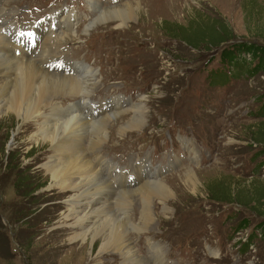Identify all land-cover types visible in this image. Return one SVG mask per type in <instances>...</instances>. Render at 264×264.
<instances>
[{
	"label": "rangeland",
	"instance_id": "1",
	"mask_svg": "<svg viewBox=\"0 0 264 264\" xmlns=\"http://www.w3.org/2000/svg\"><path fill=\"white\" fill-rule=\"evenodd\" d=\"M137 1L141 8L122 26L119 21L95 23L100 12L90 13L89 0L4 1V19L28 25L40 22L53 9L68 15L75 8L77 28L68 30L58 45L65 59L82 60L98 70L93 98L104 101L106 96L122 95L137 100L145 95L146 120L141 126L120 130L143 106L135 110L132 106V115L107 121L108 137L101 142L109 141L104 155L120 166L115 172L127 168L131 183L141 179L149 157L151 171L146 173L154 179L149 182L162 180L175 195L165 201L153 192L149 203L154 220L147 222L142 220L143 192L134 193L132 185L124 187L132 192L130 208L121 205L123 217L129 212L133 223L127 236L141 260L124 262L111 246L103 254L102 239L90 255L92 239L83 246L81 241L70 243L74 229L63 223L70 193L53 185L43 165L52 145L33 141L34 121L4 116L0 119V264H264V64L255 69L259 59L247 54H235L239 58L234 61L222 56L232 44L264 45V0ZM104 2L108 8L136 4L135 0ZM191 20L225 24V36L230 38L195 49L167 31ZM42 52L40 46L38 54ZM61 97L65 96L51 102L59 105ZM72 104L84 105L82 99ZM91 137L98 139L91 131L85 147ZM184 137L193 141L198 162L181 140ZM187 169L196 171V186L181 174ZM220 183L230 184L221 189L231 193L224 196L230 201L212 196V187L214 195L221 192L216 186ZM144 194L149 196L148 191ZM164 207L170 210L165 212Z\"/></svg>",
	"mask_w": 264,
	"mask_h": 264
},
{
	"label": "bare ground",
	"instance_id": "2",
	"mask_svg": "<svg viewBox=\"0 0 264 264\" xmlns=\"http://www.w3.org/2000/svg\"><path fill=\"white\" fill-rule=\"evenodd\" d=\"M4 1L9 0H0V119L14 115L19 121H34L36 128L32 136L33 141L49 142L52 145L48 159L43 165L51 176L53 185L61 192L70 193L67 211L63 215V223L74 229L69 237L70 243L81 241L83 246L92 239L89 254L93 255L95 242L102 239V253L111 246L123 257L124 262L141 260L127 236L133 223L129 212L123 217L125 213L121 205L126 209L130 208L132 192L127 193V189L123 188L132 185L134 193L143 192L142 220L147 222L154 220L149 203L150 195L153 192L158 193L162 196L161 199L167 201L175 195L174 190L162 180L149 182L154 179L150 173H146V170L151 171L147 157L141 179L129 182L127 168L125 172H115L120 166L104 155L105 143L108 144L109 141L103 144L101 142L108 137V133L104 134L107 121L117 118L120 114L132 115L134 111L129 109L132 106L134 110L136 106L143 107L135 111V117L124 123L120 130H131L142 125L143 120H146V105L143 102L145 95L141 94L137 100L122 95L106 96L104 101H96L93 98L99 85L98 70L82 60L69 57L65 59V53L61 52L58 46L53 48V44H60L63 37L69 35L68 30L77 28L78 22L75 21L79 19V15L75 8L68 15H62L61 11L56 12V9H53V13L45 16L41 23L35 25L32 22L29 26H19L4 19ZM135 1L136 4L127 2L108 8L103 0H89L90 13L93 14L92 12L99 9L100 14L95 23L119 21L122 26L141 8L140 1ZM33 29L36 32L30 38ZM55 33L56 37L53 38ZM40 46L43 47L44 53L39 55L37 50ZM59 96L65 97L58 98L59 105H54L51 101ZM81 99L84 105H71ZM67 100L70 101L69 105H66ZM106 106L109 109H106ZM96 117L99 118L94 119ZM90 130L97 134L98 139L91 137L90 146L85 147L84 142ZM181 140L187 150L194 154L191 155L192 158L198 162L193 141L188 137ZM181 159L184 162V158ZM156 171L157 179H160L159 170ZM181 174L188 183L196 186L198 179L194 169H187ZM135 176L131 175V178ZM117 185L121 190L119 193ZM145 191L149 192L148 197H145ZM124 194L127 198L123 197ZM164 210L166 212L170 208L164 207Z\"/></svg>",
	"mask_w": 264,
	"mask_h": 264
},
{
	"label": "trees",
	"instance_id": "3",
	"mask_svg": "<svg viewBox=\"0 0 264 264\" xmlns=\"http://www.w3.org/2000/svg\"><path fill=\"white\" fill-rule=\"evenodd\" d=\"M223 20V19H222ZM225 25V24H223ZM221 24H218V22H213V20L210 21H200L197 23L193 22L192 20L188 24H182V25H173L172 28H167V31L171 33L173 38H176L180 40L181 42L186 43L187 45L199 49L201 45L205 44L206 46H216L219 45L222 41H226L229 38L225 36V26ZM175 29V30H174ZM262 38L264 39V33L262 35ZM235 54L239 55H251L259 59V62L255 65V69L261 65L264 64V45L256 42L251 43H243L241 45H235L232 44L229 46V48L222 52V56L225 60H237L239 57L235 56ZM173 56V55H172ZM171 56V57H172ZM174 58V57H172ZM256 71V70H255ZM229 184V183H227ZM226 183H220L216 186L221 189H225ZM230 185V184H229ZM228 185V186H229ZM218 190V189H216ZM211 194L215 199L223 200L226 199L225 197H229L231 193H227L225 191H218V194H213V187L211 188ZM225 196V197H224ZM264 198V196H263ZM230 199V198H229ZM224 201V200H223ZM226 201H230L227 200ZM256 202V201H254ZM242 203H246L242 201ZM264 228V224L262 226Z\"/></svg>",
	"mask_w": 264,
	"mask_h": 264
}]
</instances>
